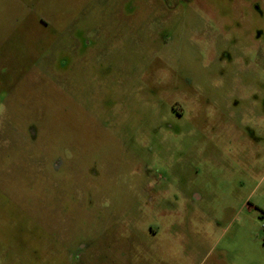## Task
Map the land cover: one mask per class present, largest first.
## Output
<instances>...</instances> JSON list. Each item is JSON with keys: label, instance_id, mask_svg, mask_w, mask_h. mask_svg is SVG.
I'll return each instance as SVG.
<instances>
[{"label": "rangeland", "instance_id": "obj_1", "mask_svg": "<svg viewBox=\"0 0 264 264\" xmlns=\"http://www.w3.org/2000/svg\"><path fill=\"white\" fill-rule=\"evenodd\" d=\"M0 264H264V0H0Z\"/></svg>", "mask_w": 264, "mask_h": 264}, {"label": "flooded vegetation", "instance_id": "obj_2", "mask_svg": "<svg viewBox=\"0 0 264 264\" xmlns=\"http://www.w3.org/2000/svg\"><path fill=\"white\" fill-rule=\"evenodd\" d=\"M202 157L203 160H206L207 159V155L205 152L201 153L200 155Z\"/></svg>", "mask_w": 264, "mask_h": 264}]
</instances>
